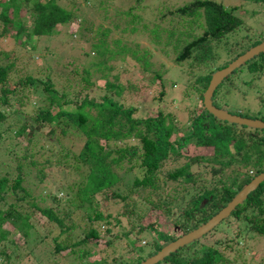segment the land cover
Instances as JSON below:
<instances>
[{
	"label": "trees",
	"instance_id": "obj_1",
	"mask_svg": "<svg viewBox=\"0 0 264 264\" xmlns=\"http://www.w3.org/2000/svg\"><path fill=\"white\" fill-rule=\"evenodd\" d=\"M57 1L0 0V36L9 33L8 29L12 27L10 32L13 38L25 50L37 51L45 70L43 76L28 70L22 77L12 80L10 70L14 61L9 59L13 51L0 50V56L9 60L4 63L0 59V242L3 243L0 248V264H12L16 257L27 259V255H31L32 264H52L53 261H58L56 253L66 256L72 247L84 242L97 246L110 244L112 239H105L104 234L112 232L113 225L120 221V214L114 216L98 209L99 204L94 196L104 192L107 195L103 197V203L108 201V195L121 200L124 203L123 211H130L141 221L137 232H148L152 238L147 251L139 244L135 245L137 239H132L130 243L136 254L129 262L119 260L117 263L139 264L172 240L208 220L254 175L264 170V129L220 120L209 113L202 103V94L212 73L264 40V29L261 39L246 37V42L241 43V37L240 42L233 40V43L228 36L242 27L237 6L229 7L218 0H192L178 5L173 11L169 10L171 14L176 13L181 17L182 23L189 28V31L179 26L167 30L166 42L172 43V50L176 52L173 62L181 64L188 61L191 65L198 63L204 66L215 64L212 68L209 67L207 73L199 74L194 79L189 93L195 97L194 107L188 112L189 123L180 127L177 125V116L173 114L174 107L168 110L161 104L162 96L166 93L164 88L154 96L159 105L152 101L146 103L142 87L137 88L130 79L123 80L119 73L111 72L113 66L109 61H125L127 54H130L143 62L144 70L149 72L147 80L152 82L161 78L158 70H150L146 55L129 48L120 38L112 40L114 46H107L105 36L111 31L110 28H98L96 34L99 38L96 42H91L93 49L90 51L99 60H91L88 65L74 63L73 60L68 63L62 61L57 72L61 77H57L56 70H51L53 66L48 65L50 59H43L45 54L36 48V43L42 37L53 34L62 33L68 38L77 33L78 23L69 26L67 31H62V27L72 22L77 10L80 11L77 7L76 11L68 10ZM97 1L105 17H109L107 5L113 0ZM122 1L127 3V7L115 10L117 20L114 25L121 26L120 30L125 32L134 29L128 27L127 23L142 21L141 11L148 7L147 4L139 5L142 0ZM244 1L264 8V0ZM251 10L252 16L260 13L257 7ZM152 15L155 21H160L167 14L156 11ZM159 31L158 24H152L150 32ZM180 43L181 47H178ZM229 55H232L231 59L228 58ZM223 56L227 60L219 64L218 59ZM34 62L32 59V63ZM235 70H243L258 77L264 70V51ZM98 74H101L99 77L103 80L99 85L103 93L97 98L89 97V93H83V89H89L92 84L89 77ZM248 80L251 82V79ZM228 85L236 86L233 82ZM216 88L212 102L222 108L213 100L217 95ZM134 94L138 97L133 98ZM185 94L188 95V92ZM216 99L218 100L217 96ZM172 100L176 101L174 98ZM197 100L199 106H196ZM180 101L178 98V102ZM46 127L48 129L44 130ZM76 135L82 138L78 151H70L64 145L61 149L55 147V143H60L61 137ZM190 142L196 148H210V152L193 156L184 153L181 145ZM18 150L21 152L18 153ZM54 151L57 158L52 163L63 166L59 168L62 169L60 172H72L78 177V182L73 184L57 182L56 190L64 194L63 198L43 193V185L31 190L25 181L29 174L36 177L37 183L51 175L48 170L51 164L48 154ZM9 155L13 157L14 164H11ZM180 157L183 161L178 164L177 159ZM168 160L176 163V166L165 172L168 179L178 182V186L173 187V192H168L176 196L173 201L147 205L131 198L132 188L140 186L153 191L165 184V180L159 175L163 174L162 166ZM196 163L210 166L208 177L191 169V165ZM120 169L134 171L129 187L122 183V176L118 174ZM179 190L180 194H177ZM72 195L78 200L75 205L71 204ZM187 195L190 201L183 203V198ZM173 203L174 207L181 209L177 215L170 209ZM62 204L64 207L61 209ZM58 205L60 208L56 210ZM82 209L85 211L83 215L80 214ZM155 209L160 212L151 213L154 217L143 223L147 212ZM262 213L264 180L231 210L229 216L232 217L223 219L224 225L229 223V218H234L237 222L232 228L235 235L240 234L243 229L240 223L247 225L256 234L264 235V221H259ZM39 217L52 224V228H47L45 222L43 225L47 232L43 234L36 228L40 236L33 237L30 231ZM66 219L69 224H66ZM76 220H79V224H76ZM82 224L83 236L78 240L61 242L63 240L59 241V237L55 235L50 244L45 239L57 226L62 233L75 229L76 225L82 227ZM211 230L207 233L212 232ZM129 232L131 230H125L122 235ZM16 236L24 239L21 242ZM102 238L106 240L104 243ZM198 243L199 240L195 239L155 264H218L221 261L224 255L219 248L215 245H201L199 248ZM30 244L32 248H28ZM6 246H11V251L6 252ZM88 253L90 252L83 250L81 255ZM103 262L104 260L97 264Z\"/></svg>",
	"mask_w": 264,
	"mask_h": 264
},
{
	"label": "rangeland",
	"instance_id": "obj_2",
	"mask_svg": "<svg viewBox=\"0 0 264 264\" xmlns=\"http://www.w3.org/2000/svg\"><path fill=\"white\" fill-rule=\"evenodd\" d=\"M188 1L192 0H142L139 5L147 4L148 7H144L145 9L141 11V15H143V18H141L142 21H140V23H127L122 20V22L128 24V27H134L133 30H125L124 32L120 30L119 27L121 26L114 25V22L117 20L115 10L126 9L127 3H125V1L123 2L122 0H113L112 3L109 2V5H107L109 17H105L101 7L97 5V0H58L57 2L64 5L68 10L72 9L73 11H76V7L80 9V11L77 10L75 16L76 18L73 19L72 22H69L62 27V31H67L71 26L78 23V32L74 33V35L68 38H66V36L62 33L53 34L44 38L42 37L39 41H37L36 48L41 49L43 54H45L43 59H50L48 65L53 66L51 70L55 69V73L57 74L59 71L58 66L62 61H66L68 63L69 61L73 60L74 63L88 65L91 60H99L100 58L90 51L93 49L91 47V42H96L98 40L99 36L96 34L98 28H110L111 31L107 36H105V43L107 46H114L112 40L115 38H120V40L124 42L129 48L136 50L139 54L142 52L144 56L146 55L148 61L150 62V70H158L157 72L160 73L161 78H156L152 82L147 80L149 77V72L144 70L143 62L134 59L130 54H127L128 56L125 58V61L121 59H113L109 61V64L113 66L111 72L119 73L120 78L123 80L130 79L132 83L137 85V88L142 87V90H144V100L147 101L146 103L152 101V103L155 105H159L158 100L155 99L154 96L158 95V92L164 88L166 93L162 96L163 102L161 104L168 110H172L171 108L174 107L173 114L177 116V125L183 127L189 123L188 112L190 113V110L194 107L193 103L195 97L191 96V94L189 95L194 79L199 74L207 73L209 71V67L212 68L215 66L213 63H209L207 66H204L198 63L191 65L188 61H184L181 64H176L173 62L176 52L172 50V43L168 44L166 42L168 33L167 30L178 26L185 31H189V28L182 23L181 17H179L176 13L171 14L169 10L173 11V9L178 5ZM218 1H221V3L225 4L226 6L228 5L229 7L237 6V14L242 18V27L234 30L231 35L228 36L231 37V41L237 40L240 42L239 39L243 37L241 39V43H244L246 42V37H251L253 40L257 38L261 39L263 37H260V35L264 29V8L253 2L249 3L244 0ZM253 7H257L260 10V13L254 14V16H252L251 9ZM246 10H248V12ZM156 11H162L163 14L166 12L167 15H165L160 21H155V17H153L152 12ZM262 11L263 14H261ZM143 23L145 28H143ZM154 23L158 24V29L160 30L158 33L150 32L151 26L152 24L154 25ZM8 30L9 33L0 36V50L13 51V55L10 57L11 59H9L10 61H14L13 68L10 70V73L13 75V78L11 77L12 80L22 77L23 73L28 70L35 75L43 76L45 70L43 69L42 60L38 56L37 51L34 52V50H25L23 46L18 44L17 40H15L11 35L10 31H12L13 28L11 27ZM188 39L189 37L187 40ZM233 43H235V41H233ZM178 47H181V43L178 44ZM231 56L232 55H229L228 58L230 57L231 59ZM0 59L4 63L9 61L3 56H0ZM32 59L35 60L34 63H32ZM224 60H227V58L223 56L222 58L218 59V63L221 64ZM92 71L93 74H95L94 70ZM100 75H91L89 77L92 81V84L90 85L89 89H83V93L87 91V93H89V97L95 96L96 98L103 93L99 87L103 81L101 77H99ZM57 77L60 78L61 75L57 74ZM248 79H251V82H248ZM225 82L227 85H225ZM229 82L235 83L236 86L232 87L231 85H228ZM216 89L217 95H215L213 100H215L218 105L222 107V109H225L231 113L234 112L235 114L263 120L264 70H262L258 77H254V74L244 72L243 70H235L230 74V76H227V78H225ZM185 92H188V95H186ZM135 96L138 97V95L134 94L133 98H135ZM216 96L218 100L216 99ZM172 98H174L176 101H173ZM178 98H180V102H178ZM196 106H199L198 100L196 102ZM47 129L48 128L46 127L44 130ZM177 133L181 134L180 131ZM59 141L60 143H55V147L57 149H61L60 147L64 145L70 151H78L81 146L82 138L77 135L70 137L63 136L59 139ZM181 149L184 153L190 156L210 152V148H196L193 142L192 144L190 142L188 144L181 145ZM4 150H7L6 147H4ZM20 152L21 150H18V153ZM55 154V151L48 154V157L50 156L51 161L50 166H48V170L51 172L49 177L45 178L43 181H41V183H37L36 177H34L32 174H29L27 176L28 179L25 181H27L26 186L31 188V190L37 189V186L42 187L43 185V193L48 192L51 194H56L57 197L63 198L64 194L62 192H57L56 190L58 186L57 182L61 183L62 181L63 183L65 182L73 184L78 182V177L72 172L66 171L65 174L60 172L62 169L59 170V168L63 166L52 163L57 158ZM9 158L11 159V164H14V160L12 159L13 157L9 155ZM182 161L183 158L181 157L177 159L178 164ZM174 166H176V163H173V160H168L162 166L163 174L161 173L159 176L163 177L165 184L161 186V188L150 191L149 189L140 186L136 188L131 187V198H136L139 200L138 202H144L147 205H153L157 203L162 204L165 201L172 202L173 197L176 196H172L171 194H168V192H173V187L178 186V182L168 179L165 175V172L169 171ZM191 169L204 177L209 176L210 166L204 163L192 164ZM124 171L125 170L120 169L118 174L122 176L121 181L124 186L129 187V184L134 176V171ZM73 189H75V187H73ZM180 190L177 192V194H180ZM106 195V192L97 193L96 197L94 196V198L99 204L98 209H101L105 213L109 212L114 216L120 214V221L113 225L111 229L112 232L109 234H104L105 239H112L111 243L97 246L88 242H84L72 247V250H69V253H67L66 256L56 253L55 256L58 261H53L54 263L56 262L55 264H97L102 260H104L102 264H117L119 260L129 262L130 259L136 254L135 249L130 243L132 239H137L135 241V245L139 244L145 249L144 251H147L151 246L152 238L150 237V234L148 232H137L139 222H141L138 220L137 216L135 217L130 211L124 212V203L118 198L108 195V201L103 203V197ZM187 201H190V197L188 195L183 198V203H186ZM77 202V198L72 195L71 204L75 205ZM63 207L64 204L61 205V209ZM54 208H56V206H54ZM59 208L60 206L58 205L56 210ZM170 209L173 210L174 215H177L179 212H181L180 207H174V203L172 206H170ZM84 212L85 211L83 209L80 210L81 215H83ZM121 212L123 213L121 214ZM158 212H160L159 209L147 212V215L142 222L146 223L148 220H151L154 217L151 213ZM260 218L261 219L259 221H264V213L260 215ZM85 219L86 218H84V221ZM158 219L161 220L162 218L158 217ZM78 221L79 220H76V224H79ZM45 222L47 228L52 226V224H48V221H46L44 218H40L36 222L34 228H32L30 231L33 237H38V235L40 236V232L43 234L44 232H47V228L45 225H43ZM65 222L66 224H69L67 219ZM224 222L225 221L223 220L217 226H215V228L211 230L212 232L196 239V241L199 240L197 247L200 248L201 245H215L217 248H219L221 254L224 256H222V259L218 264H264V235L256 234L247 225L244 226L243 223H240L241 227H243L241 233L235 235V231L232 228H234L235 224L237 223L236 220L234 218H229V223L224 225ZM83 224L82 227H78L76 225L75 229L66 230L62 233H60L59 226H57L46 236L45 239L50 244H52V237L55 235L59 237V241L63 240L61 242L70 243L72 241L78 240L83 236ZM128 229L131 230V232L122 235L123 231ZM16 237H19L21 242L24 239L21 236ZM230 238L232 239L230 240ZM105 239L102 238L101 241L104 243L106 241ZM2 245L3 243L0 242V248ZM11 248V246H6V252L11 251ZM28 248H32L31 244L28 245ZM83 250L90 253L81 255ZM21 259L22 258L20 257H16L12 264L33 263V261H31V255H27V259L25 257L22 260ZM53 262L52 264H54Z\"/></svg>",
	"mask_w": 264,
	"mask_h": 264
},
{
	"label": "water",
	"instance_id": "obj_3",
	"mask_svg": "<svg viewBox=\"0 0 264 264\" xmlns=\"http://www.w3.org/2000/svg\"><path fill=\"white\" fill-rule=\"evenodd\" d=\"M264 51V40L258 44L250 47L242 54L238 55L235 59L230 61L226 66L215 70L208 82L202 94L203 107L211 113L213 116L220 120H224L230 123H236L240 125H245L251 128H263L264 120L257 118H250L240 114L231 113L225 109L219 108L212 102V95L217 87V85L223 80L224 77L229 75L233 70H235L240 65L244 64L247 60L251 59L255 55ZM264 180V170L254 175L251 180L246 183L220 210H218L214 215H212L208 220L197 226L196 228L182 234L175 240H172L155 254L147 257L139 264H155L162 260L164 257L168 256L171 252H174L179 247L200 238L205 235L209 230L218 225L223 219L229 216L231 210L234 209L236 205L241 203L247 196V194L255 189L260 182Z\"/></svg>",
	"mask_w": 264,
	"mask_h": 264
},
{
	"label": "clouds",
	"instance_id": "obj_4",
	"mask_svg": "<svg viewBox=\"0 0 264 264\" xmlns=\"http://www.w3.org/2000/svg\"><path fill=\"white\" fill-rule=\"evenodd\" d=\"M232 61V60H231Z\"/></svg>",
	"mask_w": 264,
	"mask_h": 264
}]
</instances>
